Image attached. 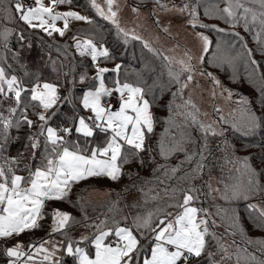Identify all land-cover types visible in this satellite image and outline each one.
Segmentation results:
<instances>
[{
	"label": "snow or ice",
	"instance_id": "6c2138e0",
	"mask_svg": "<svg viewBox=\"0 0 264 264\" xmlns=\"http://www.w3.org/2000/svg\"><path fill=\"white\" fill-rule=\"evenodd\" d=\"M71 2L72 0H47L45 3V0H31L29 4H25L24 0H0V48L7 50L14 34L18 35L20 41L25 40L24 31L8 27V24L22 23L28 29L40 30L49 37L54 34L63 37L69 30L70 20L93 23L92 19L79 12L57 11L61 5ZM89 2L98 16L115 26L117 34L125 43H128L129 37L140 40L145 48L160 56L164 62L168 75L166 87L169 90L175 87V91L172 92L173 101L168 105L171 115L164 121L165 130L152 150L165 161L180 153L184 155V159L176 166L158 164L153 169L157 187L164 186L163 195L159 192L152 195L155 189L151 187L145 191V186L151 185L153 181H142L138 191L143 194V200L129 206L137 209L135 212H125L120 207L119 200L111 202L108 211L103 214V219L97 217L92 220L87 213L77 219L68 212L54 209L48 236L59 233L65 239L60 242L41 239L28 245L17 242L4 247L3 255L7 257V264H62V257H57V252L61 251L72 257L75 264H227L233 259V255L236 264H240V249L237 248L235 253L230 254L231 245H226L224 237L213 230L218 227L216 220L211 218L213 214L205 208L195 206L199 200V190L192 182L203 174L207 166L205 162L210 155L208 137L223 135L222 129L218 132L212 124L203 123L198 118L199 109L196 104L190 97L184 98V91L193 81L195 67L191 61L195 57L186 52L188 62L181 60L179 63L182 67L179 70L174 69L168 56L153 48L147 40L136 35L134 30L130 31L121 26L119 0H104L103 6L97 0ZM139 2L143 4L145 0ZM151 2L154 7L149 11L154 22L166 34L170 35V28L162 26L158 13L187 17L186 22L194 31H225L201 19V0H181L180 4H169L164 0ZM132 12L139 16L140 8L133 6ZM204 15L223 20L233 27L243 22L248 31L255 28L253 39L264 53V0H215L204 7ZM61 21L62 27L57 24ZM234 35L239 37V33ZM195 37L201 43L199 61L203 64L213 41L204 31H195ZM71 39L75 41L71 47L75 48L80 57H90L95 68V75L92 77L86 72L79 75L81 84L86 80L93 81L79 97L74 95L77 82L75 78L68 82L72 87L66 89L68 95L63 97L60 94L62 85L42 81L39 76L34 79L31 87H26L20 77L9 71L12 66L6 64L7 55L0 54V240L15 239L25 232L42 227L40 221L47 215L46 203L67 199L74 184L100 176L117 181L125 175L124 165L133 161L147 166L143 154L150 151L148 140L155 132L157 124L152 112L156 100L152 88L122 82L118 76L120 64L111 70L100 66L102 59L111 60L113 56L107 46L98 45L93 37L86 36L81 39L79 35H73ZM239 39L242 48L235 56L232 55L234 43L226 44L221 40L215 44L216 52L211 61L214 67L233 65L245 55L254 71L259 67L252 49L247 47V42L242 37ZM109 71L117 73L113 87L105 84L104 74ZM199 74L211 79L214 87L220 86L221 82L212 72L200 69ZM63 75L67 77L68 73ZM182 76L185 78L181 79ZM260 79L264 81V74ZM225 91L229 98L233 95L231 90ZM260 91L264 96V84ZM25 93H28L27 97L24 96ZM114 93L118 95V110H113L111 104L105 102V98L112 97ZM149 95H152L151 101L146 98ZM177 99H181L182 103L176 104ZM5 100L13 103L6 110H2ZM77 101L87 115H80L79 110H76ZM62 103L71 104L76 110L70 118L72 127L50 126V120L56 115L53 109ZM238 103L242 105L241 116L238 123L234 122V126L246 134L250 133L259 126V118L247 108L246 98H241ZM29 109L31 115L36 117L35 120L30 118ZM216 111L221 110L217 108ZM23 127H27L29 132L26 135L24 152L20 156L27 153L29 160H34L37 152L42 150L38 166L30 168L25 163L27 175L17 174L21 164L18 156L5 155L9 143L19 139L11 135L12 129L19 131ZM33 128L36 131H31ZM195 128H199L204 140L193 151L192 145L197 142L190 129L194 131ZM73 131L84 138V147H81L79 141L70 143L65 139ZM97 132L104 134V141L100 144H89V138L95 137ZM250 159L236 158L239 167L234 165V170L239 176L233 183L224 184L222 199L249 200L257 193H264V186L258 179L260 174L251 166ZM149 162L155 163L156 156H150ZM181 173L182 175H178ZM176 180H183L189 186L172 187L169 181ZM132 187H137L135 182ZM149 203L153 207H147ZM248 207L259 211L257 226L264 228V208L258 209L254 204H249ZM81 210L83 211L82 206ZM215 215L227 224L229 236H235L237 230L242 231L235 214L228 216L227 210L218 209ZM76 227L86 229V234L82 233L78 239L73 238L69 235V230ZM248 243L260 245L264 252V241L249 240ZM232 244H235L234 240ZM244 259L245 264H264V259L257 260L254 253L246 255Z\"/></svg>",
	"mask_w": 264,
	"mask_h": 264
},
{
	"label": "trees",
	"instance_id": "16d2710c",
	"mask_svg": "<svg viewBox=\"0 0 264 264\" xmlns=\"http://www.w3.org/2000/svg\"><path fill=\"white\" fill-rule=\"evenodd\" d=\"M214 2L215 0H201V7L199 8L201 19L205 23L217 25L219 28L225 29V31L224 33H217L210 30L196 29V31H204L213 41V46L204 57L202 69L216 73L227 87L235 91V97L238 99V102L241 98H246L248 101L247 108L259 118L260 123L254 131L247 134L235 127L234 122H239L241 116L240 110L242 108V105L238 102L236 103V109L230 116L225 117L223 120L220 117H216L215 119L218 120L221 128L224 129V134L222 136L208 137V152L210 155H208V159L205 162L207 166L203 174L192 183L199 190L197 192L199 200L195 206L205 208L213 214L211 218L216 220L218 225L213 230L217 235L224 237L226 245H231L230 254L235 253L237 248L240 249V264H245L244 257L250 253H254L257 260L264 259V252H262L261 246L255 243H248L249 240L264 241V228L257 226L259 211L251 210L248 207L249 204H254L258 206V209L264 208V193H257L249 200L226 201L221 197L224 184L233 183L235 178L239 176V173L234 170V165L235 167H239L236 164V158L243 160L245 157H250V164L260 174L258 179L260 184L264 186V96L261 95L260 91L261 85L264 84V81L260 79L261 75L264 74V53H262L260 47L253 39L256 31L255 28L252 31H248L243 26V22L233 27L230 23H225L223 20L204 15V7ZM81 4V2L73 0V4L71 2V4L61 5L59 8L68 9L72 5L80 7L82 6ZM220 6L224 7L223 4ZM249 6L256 7L255 5ZM90 19L93 20L91 24L83 21L70 20L69 30L63 37L58 34L49 37L40 30L28 29L22 23L8 24V27L16 28L18 31H24L25 40L20 41L18 35L14 34L9 41V48L7 50L0 48V54L7 55L6 64L12 66L9 71L20 77L26 87H31L34 79L39 76L42 81L62 85L60 93L63 97L68 95L66 89L72 87L68 82L75 78L77 82L74 86V95L79 97L93 83L91 80H86L81 84L79 82V75L86 72L89 77H92L95 75V68L90 57H80L75 48L71 47L75 43L71 37L73 35H79L81 39H84L86 36H91L96 43L106 44L113 59H102L100 65L107 66L111 70L115 68L116 64H120L121 69L118 76L121 81L141 84L145 88L151 87L153 94L156 96L152 108L154 116L157 119L156 129L148 140L149 153L143 154L147 166L133 161L124 165L123 170L125 175L117 181H112L104 176L91 177L83 180L84 183L81 181L74 184L67 199L63 201H48L45 208L47 215L40 221L42 227L25 232L15 239L0 241V264H7V257L3 255L4 247L12 246L17 242L28 245L31 242L41 239H59L60 241L65 239L59 233L51 237L48 236V233L51 231L50 219L52 216L50 210L53 202H61L64 207L63 210L72 214L77 219H81L84 213H87L88 217L92 220H95L97 217L103 219V214L108 211L111 202L116 200L120 201V207L125 212H135L137 209L130 208L129 206L135 205L138 201L143 200V194L138 191L142 181H153L151 185L145 186V191H147L148 187H151L155 189L151 193L152 195H155L156 192L163 195L162 189L164 186L157 187L153 177V169L158 164L176 166L184 159V155L180 153L165 161L152 150L160 139V134L165 130L166 124L164 121L171 115L168 105L172 103V92L175 91V87H172L170 90L166 87L168 84L167 68L160 56L150 52L143 46L140 40L129 38L128 43H125L123 38L117 34L116 28L108 23V21H105L106 24H102L99 18L96 20L90 17ZM234 33H239V37L234 35ZM240 37L247 42V47L252 49L254 59L258 62L259 67L255 68L254 71L246 55L237 59L233 65L225 64L221 67H214L211 61L213 54L216 52L215 44L221 40L226 42V44L234 43L235 48L232 50V55L235 56L236 52L242 48ZM116 42L120 43L119 48L114 45ZM29 45L31 46L29 47ZM66 45L68 47H65ZM118 50L123 51V54L119 55ZM173 68L179 70L176 67ZM71 69H74V71H71ZM64 73H68V76L65 77L63 75ZM116 78L117 73L113 71L105 74V80L110 86L113 85ZM184 78V76L181 77V79ZM24 96L27 97L28 93H25ZM146 98L151 101L152 95ZM184 98L187 99L185 95ZM12 103L11 100L3 101L2 110H6ZM175 103L180 104L182 100L177 99ZM76 110H79L80 115H85V111L80 108L78 101L76 102ZM76 110L73 109L71 104H60L57 108L53 109L56 115L50 120V126L72 127L73 124L70 118L75 114ZM5 115H7L6 111ZM29 115L30 118L36 119L35 116L31 115V109H29ZM49 115H51V112ZM198 118L201 120L200 114ZM177 122L179 123V119ZM31 131L36 130L33 128ZM190 131H192V136L197 142L192 145V150L195 151L203 143L204 138L199 128H195L194 131L190 129ZM28 132L29 129L27 127H23L19 131L12 129L11 135L19 137V139L10 142L5 152L7 156H18L20 158V170L17 172L20 175H27L25 163L30 168L38 166L42 156V152L37 153L36 159L34 160H29L27 153L20 156V153L24 152ZM65 139L70 143L79 141L81 147L85 146L84 138L75 133V131H73L71 136H66ZM88 143L91 145L100 144L97 135L89 138ZM150 156H156L155 163L149 162ZM186 167L187 165H185ZM178 175H182V173ZM129 176L132 178L130 179ZM134 182L137 185L136 188L132 187ZM81 183L83 184L78 186ZM169 183L172 187L179 186L186 188L189 186L183 180L169 181ZM208 185L211 187L209 188ZM100 190L106 192V194L103 196L100 193L98 194L97 192ZM177 198H179V194H177ZM81 206L83 207V211L81 210ZM65 207L68 208V211ZM147 207L151 208L153 204L149 203ZM59 208L61 207H55V209ZM218 209L227 210L228 216L235 214L239 228L242 231L237 230L235 236H229L227 224L219 216L215 215ZM86 231L84 228L76 227L69 230V235L78 239L79 235L82 233L86 234ZM233 240L235 241L234 245L232 244ZM142 243H144L143 240ZM212 250L215 251L214 248ZM217 259L219 258L217 257ZM62 264H75V261L71 257H66L62 260ZM227 264H236L234 255L233 259L228 261Z\"/></svg>",
	"mask_w": 264,
	"mask_h": 264
},
{
	"label": "rangeland",
	"instance_id": "374dc122",
	"mask_svg": "<svg viewBox=\"0 0 264 264\" xmlns=\"http://www.w3.org/2000/svg\"><path fill=\"white\" fill-rule=\"evenodd\" d=\"M77 1L81 2L82 6L76 7L74 5L72 6L70 5L71 8L68 9L58 8L57 11H61V12L69 11V10L76 11L79 12L81 15L88 16L89 18L93 17L96 20L97 18H99L101 19L100 22L102 24H106L105 21L108 20H105L96 14L95 10L90 6L89 0H77ZM97 2L101 3V5L103 6L104 0H97ZM164 2L169 4L173 2L176 4H180L181 0H164ZM45 3H47V0H45ZM72 4H73V0H72ZM119 6H120L119 20L121 26L130 31L134 30L136 35L142 37L143 40H147L153 48L158 49L165 56H168L172 61L171 66L180 69L182 65L179 62L181 60L188 62V56L186 55V52H189L193 57H195V59L191 61V63L195 67V71L193 73V81L190 83L189 88L184 91V95L186 96V98L190 97L191 100L196 104L197 108L199 109V114L203 123L212 124L213 127H215L218 132L222 129L224 134V129L221 128L218 120L215 118L216 117L225 118L227 116H230L236 109V103L238 102V99L235 97L236 96L235 91H233L230 87H227L223 83L221 78L213 71H208V72H212L213 75L221 82L220 86L214 87L211 79H209L207 76H202L199 74V70L202 69V64L199 61V56L201 53V43L195 37L196 30L194 31L187 24L186 22L187 17L180 16L178 14L174 15V14L158 13V15H160L161 17L162 26L170 28V35H169L162 32L161 29L158 28L156 23L154 22V18L149 11V9L154 7L151 0H145V3L143 4H141L139 0H119ZM133 6H137L140 8L139 16H137L135 13L132 12ZM108 23L111 24L110 21H108ZM57 24L58 26L62 27V21L57 22ZM112 26L115 28L114 25ZM97 44L106 46V44L104 43H97ZM114 45L117 48H119L120 43L116 42L114 43ZM118 54L122 55L123 51L118 50ZM102 67L108 68L107 66H102ZM105 74H104V79H105ZM105 84L108 87L114 86V85L111 86L108 85L106 80H105ZM225 89L231 90V92L233 93V95L230 98L228 92L225 91ZM112 97H115L117 100V104L114 107H112V109L118 110L119 108L118 95L114 93ZM217 108L220 109L221 111L217 112L216 111ZM87 114L88 113L85 112V115ZM96 135H97V139H99V142L102 143L105 139L104 134L97 132ZM217 136H222V135H217ZM39 152H42V150L38 151L37 153ZM83 183L79 184L78 186L82 185ZM57 206L61 207L59 208L60 210L65 211L63 210L64 207L61 202H53L51 205L52 208L50 210V213H52V211ZM65 209H67L68 211V208L65 207ZM51 224H52V217L50 219V226ZM51 240L55 242H60L59 239H51ZM57 257H62L63 260L68 256H66L61 251V252H57Z\"/></svg>",
	"mask_w": 264,
	"mask_h": 264
},
{
	"label": "built area",
	"instance_id": "2783aa9c",
	"mask_svg": "<svg viewBox=\"0 0 264 264\" xmlns=\"http://www.w3.org/2000/svg\"><path fill=\"white\" fill-rule=\"evenodd\" d=\"M30 2L31 0H24L25 4H29ZM105 102L110 103L112 107H114L117 104V100L115 97H110V98L106 97Z\"/></svg>",
	"mask_w": 264,
	"mask_h": 264
},
{
	"label": "crops",
	"instance_id": "0c3cea01",
	"mask_svg": "<svg viewBox=\"0 0 264 264\" xmlns=\"http://www.w3.org/2000/svg\"><path fill=\"white\" fill-rule=\"evenodd\" d=\"M97 193H98V194L100 193L102 196L106 194V192L101 191V190H100L99 192H97Z\"/></svg>",
	"mask_w": 264,
	"mask_h": 264
}]
</instances>
